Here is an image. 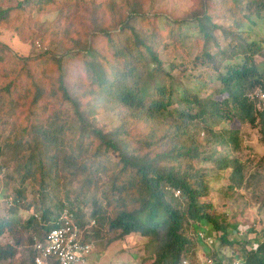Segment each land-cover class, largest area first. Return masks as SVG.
<instances>
[{
    "label": "trees",
    "instance_id": "trees-1",
    "mask_svg": "<svg viewBox=\"0 0 264 264\" xmlns=\"http://www.w3.org/2000/svg\"><path fill=\"white\" fill-rule=\"evenodd\" d=\"M223 2L221 18L232 21L230 15L239 12L241 25L228 28L218 25L208 12L212 5L195 16L205 38V56L217 69L220 82L218 94L206 97L200 94L201 86H176L175 77L164 68L155 41L164 39L165 35L154 31L151 36H142L132 23L143 8L140 0H125L113 31L101 29L100 33L92 34V40H86L83 49L54 56L52 63L35 67L29 56L11 61L8 58L10 47L0 41V96L6 97L0 98V106L11 113L20 99L28 101L27 107L17 114L14 109L16 123H23L14 128V136L29 149L19 166V170H25L22 182H39L37 195L43 207L42 224L35 216L27 223L12 217L0 218V237L8 231L14 241L0 244V263L16 264L19 259L17 264H33L37 255L34 244L40 235L28 238L27 232L41 225L44 236L59 211L69 205L64 203L70 198L69 194L65 199L48 194L62 163L75 177L84 175L82 193L88 195L99 188V181H95V174L91 175L87 160L101 162L105 153L113 151L118 161H110V170L104 168L110 177L109 187L103 192L106 207L95 197L91 218L80 219L79 212L75 211L80 225L90 219L96 221L94 236L104 227L121 230L120 237L138 232L148 239L147 248L154 253L152 264H183L185 260L195 261L193 258L197 256L189 229L193 228L198 241H203L199 232L210 235L213 231L222 244L243 246L244 253L235 255L241 258V264H264V238H259L252 249L246 248L244 239L229 238L233 230L236 233L242 230L238 223L217 214L216 205L209 200L208 180L198 168L200 160L212 158L204 155L202 141L198 138L200 133L192 129L198 120L208 122L236 117L257 126L264 138V111L251 99L256 89L264 91V44L256 37L258 32L254 28L258 20H264V0ZM57 3V0H23L18 7L0 5V23L15 10L35 7L37 13H42L48 6L55 8ZM76 19L73 18L72 24ZM219 28H224L230 47L219 48L221 60L217 61V53L211 54L214 52L208 45L212 39H217L213 33ZM101 35L109 42L118 41L116 46L111 44V57L95 46ZM259 53L261 61L257 59ZM147 65L154 66L150 80L140 84L139 70ZM165 75L174 80L170 85L163 81ZM132 79L135 85L131 84ZM100 95L103 98H98ZM218 95L223 98L218 99ZM101 99L112 104V109L121 116L123 122L118 129L104 131L98 127ZM70 107L78 117L77 123L69 122ZM132 125L151 128L146 136L136 140V146L123 138ZM68 130L71 132L67 139L73 151L70 156L62 157L58 153L66 144L62 135ZM237 133L229 137L236 146ZM228 160V156H223L218 163L221 168L232 170L233 167L230 177L241 185L242 163L236 158ZM16 203H20L18 199ZM84 236L87 241L91 240L88 232ZM213 257L214 264L225 263L217 254Z\"/></svg>",
    "mask_w": 264,
    "mask_h": 264
},
{
    "label": "rangeland",
    "instance_id": "rangeland-1",
    "mask_svg": "<svg viewBox=\"0 0 264 264\" xmlns=\"http://www.w3.org/2000/svg\"><path fill=\"white\" fill-rule=\"evenodd\" d=\"M21 1L23 0H0V5L3 8L18 7ZM57 1L55 8L50 9L48 6L42 13H37L36 8L32 7L20 12L15 10L5 18L6 20H2L0 41L10 47L11 55H8V58L11 61L29 56L36 67V65L52 63L54 56H60L66 52L74 53L76 49H83L86 40H92V34L100 33L101 29L113 31L117 27L116 16L119 15L120 8L125 5V0ZM140 1L143 8L140 10L141 13L133 18L132 23L142 36H151L150 34L154 31H160L165 35L164 39L155 41V48L164 68L175 77L176 86L189 88L201 86L200 94L202 96L215 94L220 85L217 80L218 72L205 56V38L203 39V33L195 16L201 15L203 10L212 5L213 8H208V12L214 17L213 20L218 25L228 28L231 25L237 26L243 23L238 20L239 12L232 13L230 15L232 21H227L221 18L223 17L221 14L223 0ZM74 17L77 19L72 24L71 21ZM224 28L214 31L213 37L217 39H212L208 45L209 50L214 52L211 54L217 53V61L221 60L219 48L226 50L230 47L228 44L230 39L226 38L223 33ZM254 28L258 32L256 37L264 44V20H258ZM242 30L246 33L244 28ZM111 44L116 46L118 41L109 42L105 35H101L95 46L111 57ZM257 59L262 60L261 53L257 55ZM10 63L13 64V62ZM151 67L154 66L147 65L140 68V84L149 82V75L152 74ZM163 81L170 85L174 80H170L169 76H166ZM131 84L135 85V79L131 80ZM253 94L254 91L251 93V99L257 106ZM217 97L218 99L223 98L221 95ZM0 98L3 100L6 97L2 94ZM98 98H103V96L100 95ZM99 104L98 127L104 131L118 129L123 120L112 109V104L103 99L99 101ZM27 105L28 101L22 98L11 108V113L7 109L2 110L0 106V171L2 172L0 177V218L12 217L22 223H27L31 216H35L42 224L43 207H41V199L37 195L40 188L39 182L30 180L22 182L25 170L23 172L19 170L20 164L29 154L28 145L24 143L26 145L24 148V144H21L19 139L14 136V128L23 124L16 123V118L13 116L14 109L16 108L15 113L17 114L21 108H25ZM194 110L196 111L198 108ZM68 119L71 124L77 123L78 120L71 107ZM194 124L192 129L200 133L198 138L202 141L204 155L212 156L209 160L198 162V168L203 170V178L209 183L211 192L209 200L216 205L217 214L226 216L229 222L239 224L242 231L236 233L233 230L229 238L231 240L244 239L242 241L246 242V248L252 249L259 238H264V138L257 126L248 121L242 122L236 117L231 120L226 116V120L216 119L208 122L198 120ZM66 126L68 128L69 123ZM150 129L148 126L132 125L123 138L136 146V140L146 136ZM236 131H238L237 146L233 144L232 140H229V137ZM70 132L71 130H68L67 133L64 131L62 135L66 138L63 150L58 153L62 157L70 156L73 151L69 146L72 143L67 139ZM223 156H228L229 162L236 158L242 163L243 180L239 182L241 185H237L230 177L233 167L232 170L221 168V164L218 162ZM102 158L101 162L103 163L96 159L87 160L91 175L95 174V181H99L98 189L91 190L88 195H84L82 193L84 175L82 178L75 177L70 173V169L65 168L62 163L48 194L53 198L59 196V199H65V195L69 194L70 198L64 200V203L77 210L80 219L91 218L95 197L99 198L106 207L103 192L109 187L110 177L104 168L110 170L112 166L110 161H118L113 151L105 153ZM16 199L20 203L15 204ZM40 227L28 231V238L40 235L37 238L41 239L44 231ZM205 227L210 228L211 225H205ZM95 228L96 226L89 228L88 233L94 247L90 258L93 259L92 261H97V264H152L154 261V253L147 248L148 239L140 233L133 232L120 237L121 230H109L104 227L98 229V235L94 236ZM188 235L194 239V252L197 254L193 258L195 261L188 260V264H214V253L225 261L224 264L230 262L232 264L234 260H241L237 252L244 253L243 246L241 247L239 243L235 246L222 244L213 231L209 235L212 242L198 241L193 228L189 229ZM13 242L8 231H5L0 237L1 245ZM236 254L239 256H235ZM16 261L20 263L19 259ZM0 264H8V262L2 261Z\"/></svg>",
    "mask_w": 264,
    "mask_h": 264
},
{
    "label": "built area",
    "instance_id": "built-area-1",
    "mask_svg": "<svg viewBox=\"0 0 264 264\" xmlns=\"http://www.w3.org/2000/svg\"><path fill=\"white\" fill-rule=\"evenodd\" d=\"M256 105L264 111V91L256 89L253 94ZM2 172L0 171V177ZM74 209L65 205L55 217L52 226L45 232L43 239H36L34 249L37 252L33 264H88L93 253V244L85 239L84 234L89 228L96 226V221L90 219L84 225L77 222ZM90 218V217H88ZM203 241L212 242V238L201 231L198 233ZM188 264V260L183 262ZM232 264H241L234 260Z\"/></svg>",
    "mask_w": 264,
    "mask_h": 264
},
{
    "label": "crops",
    "instance_id": "crops-1",
    "mask_svg": "<svg viewBox=\"0 0 264 264\" xmlns=\"http://www.w3.org/2000/svg\"><path fill=\"white\" fill-rule=\"evenodd\" d=\"M93 260V259H92ZM91 258L89 259L88 264H97V261H92Z\"/></svg>",
    "mask_w": 264,
    "mask_h": 264
},
{
    "label": "clouds",
    "instance_id": "clouds-1",
    "mask_svg": "<svg viewBox=\"0 0 264 264\" xmlns=\"http://www.w3.org/2000/svg\"><path fill=\"white\" fill-rule=\"evenodd\" d=\"M95 227V226H94Z\"/></svg>",
    "mask_w": 264,
    "mask_h": 264
}]
</instances>
